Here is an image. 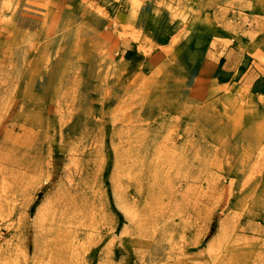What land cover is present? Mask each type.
Listing matches in <instances>:
<instances>
[{
	"label": "rangeland",
	"instance_id": "rangeland-1",
	"mask_svg": "<svg viewBox=\"0 0 264 264\" xmlns=\"http://www.w3.org/2000/svg\"><path fill=\"white\" fill-rule=\"evenodd\" d=\"M242 1H55L49 31L32 33L44 42L58 29L55 50L73 46L79 75L52 87L48 101L62 98L41 121H9L22 131L0 136V264H264V162L252 161L264 147V0L248 5V22ZM72 28L77 40L61 39ZM18 45H0V109L13 88L3 62H17ZM110 60L116 84L103 75ZM240 91L257 121L220 133L216 103ZM135 113L147 132L132 127ZM157 151L165 158L153 164ZM219 173L234 181L229 200L209 182ZM52 218L64 246L37 252ZM88 228L90 245L66 251Z\"/></svg>",
	"mask_w": 264,
	"mask_h": 264
},
{
	"label": "bare ground",
	"instance_id": "bare-ground-1",
	"mask_svg": "<svg viewBox=\"0 0 264 264\" xmlns=\"http://www.w3.org/2000/svg\"><path fill=\"white\" fill-rule=\"evenodd\" d=\"M52 1L54 4L44 3V0H0V30H2V32L0 31V45L2 44L3 39L7 42L15 40L19 44V48L16 52V55L18 57L17 62L13 64H8L7 60L3 62V64H7L6 73H8V76L12 77L13 88L11 91V95L8 94L10 95V100L3 101L4 103L8 102V108L7 105H3V107L0 109V136H2V138L4 136L8 138L9 134H18L23 129L21 125H15L13 128H10L12 125L6 126L9 121L11 123L15 121H18L20 123V121L26 117L24 119L26 124L29 115L37 116L36 120L41 121L38 118H42L43 111L48 110L49 104L47 103H59V97L62 98L61 94L57 93L53 100L48 101V98L52 99V95L49 96L50 92L52 91V87H55L57 91H60V87L67 88L69 86L68 83L74 80L72 77L76 76L77 74L79 75V72H77L79 68V62L77 60H80L81 57L75 58L73 56V51L75 52L73 46H69V48L65 50L63 56H60V51L56 52L55 50V48L57 49L60 42V38L54 35L58 30L56 29V26H54L56 30L51 31V36L47 34L44 37V42L38 40L39 37H34L36 33H32L33 29L37 27L39 29H44V32L49 31L48 25L46 26L44 23L47 24L49 22V14H56L58 13L57 10H60L61 8L58 6L59 3L55 2L56 0ZM254 2L256 1H242V3H244V9L240 12L244 13H240L239 15L241 21L245 20L244 22H248L250 20L251 16L246 15L245 11L246 8H248V5H253ZM31 4H34V6H32ZM222 12L225 19H231L229 14L227 15V10H223ZM22 16H25L26 18ZM235 17L236 15L234 14L233 18ZM251 19H254V17H251ZM40 21H42V25H40ZM231 25L234 27L237 26L234 23H231ZM3 30H5L6 32H3ZM65 31L66 32L64 33V35H62L61 39L65 38L67 41L70 39L77 40V37H79L80 35L77 28H72ZM104 66L106 68L108 67V69L103 73L105 79H107L105 81L110 84L118 83V76L116 74L117 65L115 64V62L110 60L107 64L105 63ZM69 75L70 82L67 79L62 78L64 76L69 77ZM106 75H109V77H107ZM54 78L58 80L59 83H53ZM109 78H112L113 80L109 81ZM74 91L76 90H73V92ZM243 92L240 91L239 99L237 97L225 98L223 96L220 101H217V105L221 104L224 107V112L217 113L216 120H212L221 131L220 133L224 132V134L231 133V135H234L238 133V128L241 125L244 128L246 127V124L257 121V116L250 111L255 107V105H253V102L255 101L250 97L249 94H247L246 92H244V94ZM20 109L21 111H18ZM3 116L5 118H3ZM143 117V114L135 113L129 117V122L133 124L132 127H137L139 130L141 129L140 131L147 132L145 131L146 129L142 124L143 121H141ZM85 121L86 124H89V120ZM115 121H117V119H115L114 122ZM126 121L128 122V120ZM86 128L89 129V126H87ZM256 128V131H253V133L257 136H261V133L258 129V124L256 125ZM243 130L244 129H242V131ZM140 138L142 140L145 139L144 137ZM259 151L260 152H258V154H256L252 159L253 162H264V147ZM164 155L165 151H157L156 154H153L152 159H155V162H153V164L162 161V159L165 158ZM129 157L130 156H127V158ZM185 162L189 161L186 158L181 160V163L184 164ZM126 167L127 170L130 171L129 167H133L132 163L128 164ZM244 169L245 167L242 168V171L247 174L248 171L246 172ZM181 173L188 174L189 172ZM117 177L119 176L117 175ZM225 181H227L226 184ZM209 182L221 197L225 198V196H227V199L229 200L234 196L232 188V183L234 181L228 179L227 174H212ZM122 183L123 182H119L117 186L120 185V187L122 188ZM2 197L3 195L1 194L0 198ZM243 199L244 197L242 196V200ZM46 206L48 207V204ZM38 214L39 217H43L46 214V207L40 209ZM53 221L54 218H52L47 225L44 222L40 223V227L44 228L45 233L44 236L42 235V237H37L35 240V249L37 250V252H46L47 250L49 251L52 245L51 240L53 239L55 240V244L58 245L59 243H61L60 245H63L61 232L54 227L55 225ZM84 232L85 233L83 236L77 235L73 236L72 238L70 236L69 238H66L65 246H68L66 251L79 254L81 249H83L85 246L90 245V237L92 234L89 233V228ZM93 236H96V234H93ZM4 242V237L0 230V254L6 251V245Z\"/></svg>",
	"mask_w": 264,
	"mask_h": 264
}]
</instances>
